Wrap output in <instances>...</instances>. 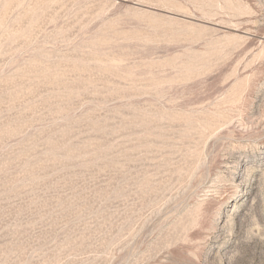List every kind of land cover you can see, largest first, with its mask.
I'll return each mask as SVG.
<instances>
[{"label":"rangeland","instance_id":"374dc122","mask_svg":"<svg viewBox=\"0 0 264 264\" xmlns=\"http://www.w3.org/2000/svg\"><path fill=\"white\" fill-rule=\"evenodd\" d=\"M0 264H264V0H0Z\"/></svg>","mask_w":264,"mask_h":264}]
</instances>
